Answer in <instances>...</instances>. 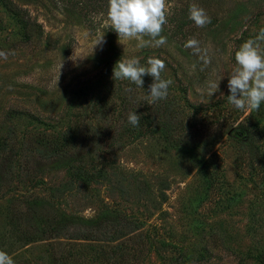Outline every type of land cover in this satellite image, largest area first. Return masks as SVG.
Returning a JSON list of instances; mask_svg holds the SVG:
<instances>
[{
    "label": "rangeland",
    "instance_id": "374dc122",
    "mask_svg": "<svg viewBox=\"0 0 264 264\" xmlns=\"http://www.w3.org/2000/svg\"><path fill=\"white\" fill-rule=\"evenodd\" d=\"M192 4L211 23L197 27L189 19ZM167 5L162 33L167 43L141 49L136 40H119L107 22L108 0H0V52L6 53L0 57V144L55 137L76 113L108 99L111 87L120 95L126 89L143 106L154 104L146 99L152 77H143L142 89L112 76L120 60L137 58L147 66L156 58L166 65L161 78L172 81L162 100L172 110L163 120L208 160L203 175L185 152L158 137L117 145L112 138L121 125L105 119L94 121L99 136L90 149L96 143L102 169L92 181L27 154L10 167L1 161L0 251L15 264H46L51 248L48 242H19L11 218L27 230L36 216L91 219L108 211L139 227L117 241L125 246L122 256L121 249L113 255V264H264V102L257 111H241L227 99L235 53L264 28V0H167ZM190 38L199 41L201 54L185 47ZM213 82H219L218 90H210ZM113 101L118 106L120 98ZM237 126L241 136L228 132ZM38 201L43 207L34 214ZM54 249L58 252L57 245ZM91 257L83 256L85 263L100 264Z\"/></svg>",
    "mask_w": 264,
    "mask_h": 264
},
{
    "label": "trees",
    "instance_id": "16d2710c",
    "mask_svg": "<svg viewBox=\"0 0 264 264\" xmlns=\"http://www.w3.org/2000/svg\"><path fill=\"white\" fill-rule=\"evenodd\" d=\"M5 6L23 26L28 25L13 6H7V4ZM183 25L184 23H180V27ZM109 90L108 99H101L98 107L95 105L96 107L76 113L77 119L68 124L66 129L55 137L51 136L28 143L3 141L0 144V147H3L0 149V163L4 161L6 166L10 167L14 164L16 157L19 159L20 156L27 154V156L38 158L39 161L52 162L56 167H68L73 172V177L77 176L78 178H84L85 181H92L95 176H100L99 173L102 169V166L96 165L99 152V149L94 151L96 143L90 149L93 145L91 143L99 136V133H96L97 127L94 121L107 119L108 125L112 124L113 127L114 125L117 127V124L118 127L121 125L117 136L112 138L117 145L125 143L130 138L132 140L147 135L158 137L173 149L185 152L188 156L187 159L197 163L199 170L205 175L208 170L204 168L208 161L205 159V155L197 153L198 147L189 146L188 139L190 138L185 135H176V127L170 120H163L164 116H167V112L172 110L169 101L161 100L160 103L156 102L143 106L137 103L126 89L122 91L121 95L119 89L111 87ZM115 97L120 98L118 106L114 104L113 99ZM90 113L93 119L89 115ZM129 113H136L141 116L138 126L133 127L128 123ZM87 117L91 119H87ZM109 117L110 121L108 120ZM230 130L228 132L234 134L242 132L239 131V126ZM239 136L241 135L239 134ZM2 153L4 158L1 157ZM205 180L208 182L211 177ZM33 206L36 208H34L33 213L36 214L37 208L43 207V204L38 201L33 203ZM18 222V219L11 218V226H13L16 237L18 236L19 242H22L25 246L36 242H48L47 244L50 245L51 249L50 253H47L49 257L46 264H88L85 263V258H83L87 254L100 264H113V255H116L124 245L121 242L119 244L117 241L134 233L139 228L128 221L127 216L111 211L99 214L91 219L66 217L64 215L56 218L39 219L36 216L35 220L30 221L34 223L27 230H22ZM26 222L29 221L26 220ZM56 240L58 242L54 243ZM55 245H57L58 252L54 249ZM86 249H90V252ZM120 251L122 256L123 249ZM81 259L84 260L81 262ZM122 260L123 257H121V262Z\"/></svg>",
    "mask_w": 264,
    "mask_h": 264
},
{
    "label": "clouds",
    "instance_id": "9594fccd",
    "mask_svg": "<svg viewBox=\"0 0 264 264\" xmlns=\"http://www.w3.org/2000/svg\"><path fill=\"white\" fill-rule=\"evenodd\" d=\"M167 10V0H108L107 22L118 34L119 40H136V47L141 49L161 47L167 43V37L162 35L163 26L167 23ZM189 19L199 28L211 23L206 11L196 4L189 7ZM102 40L103 36L97 40L96 45L102 43ZM185 47L193 49L196 54L202 53L199 41L194 38H190ZM0 57L6 58V53L0 52ZM201 59L205 64L209 62L206 55H201ZM235 61L237 68L228 79V102L241 111H257L264 102V28L259 30L255 39H249L240 46L235 53ZM165 67V63L156 58H149L147 66H141L137 58L120 60L113 68L112 78L127 80L143 89V77H152L153 82L149 85L146 99L149 103H155L167 98L172 84L171 80L161 78ZM218 86L219 82H213L210 90H218ZM214 93L210 91L211 95ZM140 118L136 113H129L128 123L136 127ZM0 264L15 262L8 253L0 251Z\"/></svg>",
    "mask_w": 264,
    "mask_h": 264
}]
</instances>
